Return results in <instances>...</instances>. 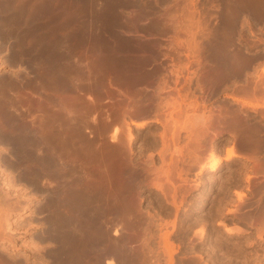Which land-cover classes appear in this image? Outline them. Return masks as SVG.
Segmentation results:
<instances>
[{
  "label": "bare ground",
  "instance_id": "1",
  "mask_svg": "<svg viewBox=\"0 0 264 264\" xmlns=\"http://www.w3.org/2000/svg\"><path fill=\"white\" fill-rule=\"evenodd\" d=\"M163 1L165 0H0L2 12V17L0 18L5 21L0 25V33L10 44H16V47H18L16 50L14 48L17 55L16 57L23 61V63L25 61L24 59H26L28 62L27 64L32 68L30 69L32 71L26 72L27 75H25L28 76V78L26 80L24 77L26 80L23 79L24 82L22 80L19 81V79L17 80L12 74L10 76H0V133L10 141L11 147H18L19 151L17 152L21 160L35 164L36 176H40L41 171L42 175L43 172L51 175V194L49 199L51 205V227L56 230L54 232L55 235L56 232H58L56 235L58 237V242H56L57 240L54 237L56 244L58 243V246L56 245L58 248L54 255H52V259L55 257L56 264H64V262L65 264H98L100 258L99 254L101 253L99 252L98 254L97 252L98 246L107 239V235L106 237L104 236L107 234L106 230L100 227L103 226L100 225V222L102 223L103 220L104 222L110 221L111 216L115 218L114 215H117L116 218H118V216H123L125 218L138 212L134 201L135 199L131 198V196L135 188V181L139 178L147 177V171L144 169L145 167L141 165L140 167L143 168H138V166L134 168L137 162L135 165H132V160L127 158L128 152L126 153V150L121 148V144H118L119 142L121 143V137L118 136L124 133H122V131L125 127L130 128V122L126 121V116L135 115L136 117H141V114H150V108H159L160 103H156V101L159 96L160 87L155 88L151 92L146 90V85H148L152 77L157 75L160 60L162 56L166 54L158 37L160 34H163L167 28L165 23H158V20H156L157 23H148V18H150L154 10L158 11L164 8L166 10L164 5V8L161 6ZM220 1L219 16L221 18H219L220 23L218 26H212L210 25L211 23H204L205 19H200L204 17L202 15L200 18L197 17L196 21H194L196 23V27L194 26L196 29H193L194 32H192V47H194L198 55L197 58L195 57L198 62V67L194 69L197 91L202 90L203 93V90H206V87L210 84L225 92L232 82L243 80L232 87V89H234L237 88L236 86H240V88H238V94L240 96L230 94L228 95L229 98L236 101H239V97L243 96H250L254 99L261 97L264 99V92H262L264 86H260L258 83L253 84L248 78L250 74L254 73L250 71L251 69L259 68L258 65L255 64L257 60L255 54L256 47L254 51H252L253 46H255L253 39L244 32L242 27L238 29V33L236 32L237 25L242 23L245 16H247V20L249 19L254 23L256 22L257 25H259V21H264V0ZM12 6H14L13 9H11ZM32 6L34 12L30 14L27 12L28 18L25 17L27 18V22L22 24L23 19L21 20V18L23 15L26 16V14H24L25 10L23 11V9H29V7ZM94 10V16L99 23H95L96 27L93 25L96 28L94 33L95 37H93L94 40H92V43L94 41L93 49L90 50V52L87 51L82 54L86 57L87 54L90 53L91 60L82 63L81 59L85 58L80 57V52L78 53L80 55L75 54L77 50L76 46H78L77 44L82 43V41H79V43L78 40H76L77 44L73 45V47L70 45L74 50L76 49L74 51L71 48L72 51L68 49L70 48L68 46L69 44L66 43L67 47L63 40L66 38L71 39V37L73 39L76 36L81 37L78 36L83 33H79L81 27H79L80 23L75 25L74 22L80 21L79 17L81 18L83 13H91V11ZM158 12H156L157 14L155 13L156 16L153 14L155 19H159L156 17L164 15V13L163 15H159ZM209 13H207V16H210ZM153 15L152 17H154ZM10 16H14L19 22L21 20L22 23H9ZM49 16L52 18L51 21L54 20L53 22H55V20L60 21V19L62 21L61 23H49L51 21L48 19V23H43L41 19ZM210 17H212V13ZM38 19L39 21L41 20L42 23H39V21L35 22V20L37 21ZM155 19H153V22ZM209 19L211 20V18H208V20ZM201 20L204 21L202 22ZM45 21L47 22V20ZM73 23L75 26L73 25L74 27L71 29V24ZM85 24L86 22L84 26L87 27ZM136 26L140 27L141 30L143 29L142 31H144L147 36L152 35V37L149 38L144 37L146 35L143 36V34L135 35L132 33ZM67 27L70 28V33L66 32L68 31ZM61 28L66 30L64 31L66 34H64L63 31V34L60 32ZM87 28H89V26ZM82 30L85 29L82 28L81 31ZM86 32L92 33L91 30H87ZM236 33L237 35H235ZM85 35H87V33ZM83 37L85 38V36ZM90 37L87 38L89 41L91 40ZM84 40L88 41L86 39ZM67 41L68 40H66V42ZM85 49L87 50L88 46L87 48L85 47ZM207 66L210 67V70L205 69ZM208 70L209 76L207 77L206 73ZM93 71H96L95 74L97 78L95 79L93 76L95 81L92 79L93 77L91 78L90 76L93 74ZM11 72L15 73L14 71ZM30 73H32V76ZM89 77L94 82H90L92 80L87 81ZM106 80L114 83L113 88L120 97L124 95L123 91L128 89L131 94L139 92L138 100L141 101L140 108L137 113H135L133 111V97L131 98L132 101L130 98L128 100L119 98L117 100V110L114 118L112 117V113L107 108H104L103 111L105 116L103 119H105L106 122L105 126L109 127L110 124H114L111 142L114 143V145L117 143L110 149L102 146L104 144L100 142H93L95 138L94 130L96 128L92 125L98 124L99 120L97 112L92 114L97 104L94 96L89 93L92 90L98 94H105L107 92L104 88ZM80 83L85 84L84 97L85 100H88L90 103L89 106H83V118L81 119L82 124H80L81 128L79 130L77 129L81 136L85 135L82 140L78 137V134L72 135L73 133H70L71 131H68L70 134L66 137L64 134L65 130H62L64 127L63 124L60 122V124L56 125L55 118L56 116L60 118L64 116L63 111L58 110L57 113L53 114L52 125L51 128L48 129L45 123L42 125L40 122L23 120L19 116L20 113L16 112L19 111V108L12 103L13 100L17 98L16 96L18 94V97L20 96V89L26 85L30 87L33 86L36 90L33 89L37 91V93H41L43 98L48 94L47 90L50 91V89H52V91H60L67 89L68 91H73L74 87L78 89ZM204 92L206 93V91ZM207 94L211 95L212 93ZM42 101V105H46V100ZM175 101L178 103L179 100L176 99ZM193 102L192 116L189 115V118L184 121H180L179 118L175 117L173 120L174 123L172 124V127L180 124L181 128H188L189 134L191 135L189 137L190 143L195 142V144L200 147L199 143L201 140L208 139L211 133L215 138L219 136L220 132L226 130L230 131L233 137V143L227 149L228 159L235 160L246 158L252 160L255 158L249 155L250 153L241 152L239 150L240 146L252 150L254 154L264 149V122H262L264 118L263 120L261 118L253 121L247 109H244L242 106L231 108L229 105L223 103L218 106L217 111L212 109V106L207 107L203 105L204 102H202L203 104L201 105L203 109L199 112L197 111L199 107L197 100L195 99ZM172 104H174V107L176 106L175 102ZM57 105H61L60 101ZM70 113L71 111L68 112V114ZM120 114L122 118H120ZM179 114H183L182 110H180ZM143 119L136 120L135 125L141 127L148 122ZM87 133L88 135H86ZM129 134L130 140H132L134 135L131 133L130 129ZM79 139L81 140V144L76 147ZM190 149L188 150L192 151V147ZM211 152L213 155L214 149H212ZM194 155L192 156L194 157ZM221 160L220 157H215L214 160L208 164L207 168L211 171L216 170ZM163 163L164 162H162V164ZM31 167L33 166L31 165ZM164 167H166V165ZM170 170L171 169L168 167L162 168L155 177L156 179H153L154 182L152 180L153 185L155 184L157 189L161 190L163 194H166L164 196L170 193H167L168 184L172 186V189L174 188V191L175 189L177 191V183L175 182V184L174 181L170 179ZM116 180L120 182L123 181V185L118 184L117 193L113 192L115 189L114 182ZM119 185H121V187ZM178 188L180 187L178 186ZM168 191H170V187ZM176 191L173 194L171 193L173 203H176ZM236 194L240 199H243V194L240 191H237ZM258 200L260 203L258 205L259 208L257 206V210L252 208L249 210L253 213L252 218L255 219V217H257V220L262 221L256 228L258 237L261 238L264 235L263 190ZM24 208L26 207L23 206L22 210ZM12 212L13 207L0 206V241L4 240V237L6 238L8 232H15V228L12 229L13 222L10 220L9 216ZM128 219H130L129 221L132 220L131 218ZM112 220L113 219H111V221ZM129 221H125L126 224ZM133 222L131 221V224L134 227L136 223L134 224ZM118 230V228L115 229V235L121 232ZM225 230L231 234L242 232L240 227L235 229L226 225ZM129 233L130 232H128V234ZM4 234L7 235L4 236ZM128 234L127 236L129 237L126 236L127 238L122 239V245H118L117 241V243H115L116 245L109 246L110 243L115 241L113 240V242H111L109 240V245L107 244L109 247L106 249L110 256L108 255L109 258L106 263L115 264V262H117V260H115L116 255L117 257L119 256L118 258L126 261V264L138 263V257H134L132 253V255L128 253L127 249L124 247L127 246L125 244H128L127 242L129 240L132 241L133 238H130L131 233ZM122 236L124 237V235ZM165 237L166 239L164 240L167 242L166 245L171 249V243L168 242V237ZM108 239H110L109 236ZM129 243L131 242L129 241ZM3 247L1 248L0 246V264H32L25 255L17 256V254H4L3 251H5L4 249L6 248ZM170 255H172V251ZM34 264L41 263L35 261Z\"/></svg>",
  "mask_w": 264,
  "mask_h": 264
},
{
  "label": "rangeland",
  "instance_id": "2",
  "mask_svg": "<svg viewBox=\"0 0 264 264\" xmlns=\"http://www.w3.org/2000/svg\"><path fill=\"white\" fill-rule=\"evenodd\" d=\"M163 3L161 6L163 8L165 6L166 10L165 8L158 10L160 12L154 10L153 14L158 12L159 15L160 14L163 15V13L164 15L163 16L160 15L156 17L159 19H155L157 13L155 14V16L152 14L154 17L150 15L151 19L148 18L149 20L148 23H155V22L157 23L156 20H158V23L166 24V28H167L166 31L163 34H160L158 37L162 45L166 46V48H164V51L166 52L165 56L169 54L178 55L179 52L185 53V55H181L179 53L180 59L182 61H185L184 65L182 66V69H186V70L189 69L188 66L189 58H192L193 60L192 68L196 69L198 67L197 65L198 62L195 59V57L197 58L198 55H197V51H195L194 47H192L193 45L192 32H194L193 29L194 30L196 29L195 28L196 23L194 21H196L197 17L200 18L202 15L204 17H201L200 19L204 18L205 19L204 23H209V24L211 23L210 25L212 26L213 25L218 26V24L220 23L219 18H221L219 16V12H220L219 7L221 6L220 5L221 1L220 0L219 1L218 0H165L163 1ZM13 7L14 6H12V9ZM23 11L24 14H26V16L23 15V17L21 18V20L23 19L22 20L23 23L21 22V20L19 22L18 19H15L14 16H10L9 23L12 22L22 23V24L26 23L27 22L26 19L28 18L27 12H29L28 14L34 12V8L32 6L29 7V9H23ZM87 13L86 12L85 14L83 13L84 15L81 13L82 19L79 17L80 21L74 22L75 25L76 24L78 25V23H80L79 27L80 26L81 27L79 33L83 32L82 34L84 35L80 34L78 36H81L82 38L76 36L73 39L71 37V39L66 38L65 40H63L66 46H67L66 43L69 44L68 46L70 48L68 49L70 50L73 49L72 48L73 45L77 44L76 40H78V42L82 41V43L79 42L80 44H77L78 46H76L77 49V50L75 49L76 51L73 49L75 51V54H78L80 52L81 55L80 54L78 55L86 59L85 60L82 58L83 59V60L81 59L82 63L91 60L90 53H88L86 57L83 56L82 54L86 53L87 51L90 52V50L93 49L92 47L94 41L92 43V40H94L93 37H95L94 36L95 35L94 33L96 31L95 23H99L97 21V18H95L94 16L95 10L91 11V13L90 12ZM207 13H209L210 16L212 13V17L207 16L208 15ZM0 17H2L1 10H0ZM245 17L242 23L237 25L236 32L238 33V29L242 27L244 32L250 35V37L253 39L255 45L256 41L254 39L258 37L260 38L264 37V28H262L263 30L259 28V25L261 26L264 24V21L263 22L259 21L258 23L259 25H257L256 22L254 23L249 19L247 20V16ZM208 18H211V20L210 19L208 20ZM48 19L51 21L52 18H50L49 16L42 18L41 20L43 21V23H48L49 22ZM153 19H155L154 22ZM41 20L39 21L38 19L37 21L35 20V22L39 21V23H42ZM45 20H47V22ZM53 21L54 20H52L49 23H61L62 20L60 19V21L59 20H55V22ZM201 21L203 22L204 20ZM4 22L5 21H3V19L0 18V23H4ZM85 22H86L85 25H87V27L89 26V28L84 26ZM74 23L71 24L72 26V27L70 26L71 29L75 26ZM137 27L138 26L134 28V32L132 33H134L135 35H141V34H143V36L146 35L144 37H149V38L152 37V35L147 36V34H145L144 31H142L143 29L141 30L140 27L138 28ZM67 28L68 31H66L63 28L59 30L61 33L62 31L63 33L64 31L70 33L71 31L70 28L69 27ZM82 28L85 30L81 31ZM87 30L89 31L91 30L92 33L86 32ZM66 32L64 34H66ZM86 33L87 35H85ZM237 33L235 35H237ZM89 35L92 37H90ZM83 36H85V38ZM89 37L91 39L90 40L91 42L89 41V39H87ZM84 39L88 41H85ZM66 40L68 41L66 42ZM87 46L88 49L86 50L85 47L87 48ZM14 48L16 50V48L18 47H16L15 43L14 44L11 43L9 49L15 52ZM254 49L255 46H253L252 51H254ZM194 53L196 54V56ZM5 63L7 62L2 60L0 61V71L6 70L8 67L12 68L15 66L14 64H12V62H10L8 66ZM27 63L28 62L26 60L24 61V63L23 61L21 62V65H25L22 71L30 69V66ZM209 68L210 67L207 66V68L205 69L207 70ZM209 70L207 71L208 74L206 73L207 77L209 76ZM250 71L254 72L253 74H250V76L248 77L250 82L253 84L258 83L260 86H264V68L262 70L259 68H254L251 69ZM92 73L93 74L90 75L91 78L94 76L96 79L97 78L95 74L96 71H93ZM94 77L92 79L95 81ZM27 78L28 76L25 77L26 80ZM92 79H90L89 77L87 78V81H90ZM93 80L90 82H94ZM242 81L243 80H239L232 83L230 81L231 85L228 86V89L225 92L219 88L214 87L213 85L208 84L205 91L206 93L207 92L212 93L211 94V98L213 99V102L211 103L212 109L218 111V106L222 103L229 105L231 108H238L242 106L244 109H247L249 111L253 121L257 119L259 120L261 118L263 120L264 118L263 98L257 97V99L256 98L254 99L253 97L251 98L250 96L247 97L243 96V97H239L240 98L239 101H236L228 97V95L230 94L239 95L238 88H240V86H236L237 88L234 89H232V87L233 85L238 84ZM113 86H114L113 82H109L108 80H106L104 84V88L107 92L105 94H98L97 92L94 91L89 92L91 93L92 96H94V99L97 104V107L95 108V111L92 112V114L97 112L98 120H99L98 124L92 125L93 127L95 126L96 128L94 130L95 138L93 142L94 143L100 142L104 144L102 146H105L106 148L109 149L113 148V146H115L117 143L114 145V143L111 142V138L113 136L112 132H113L114 124L113 123L110 124L109 127L105 126L106 122L105 119H103L105 116V113L103 111L104 108H107L112 113V117L114 118L117 110L116 109L117 100L119 98H124L125 100H128L130 97L131 98L133 97L134 99L133 111L135 113H137L141 103V101L138 100L139 92H134L131 94L130 90L125 89L123 91L124 95L120 97L117 94L116 90L113 88ZM262 92H264V88H262ZM203 93H205L204 90ZM71 99L72 98L70 97L69 110H71V106L72 104H74L71 103ZM196 100L199 104L197 111L201 112L203 106L200 104L199 98ZM182 101H185V99H183ZM89 105H90L89 101L85 100L84 106H89ZM178 106L180 108L182 106V108L175 113L172 112L170 113L169 116L170 119L167 120L166 127L161 130L158 129L157 124L151 122H146L141 127H137L135 125L136 120L138 121V119L142 120L144 118L145 121L146 120L148 121L151 118L157 117V115L153 116L150 113L148 115L141 114V117H136L135 115L126 116L127 119L126 121L130 122V128L127 127H125L126 129L124 128L125 131L124 130L122 131V133L123 132L124 133L118 136L121 137L120 138L121 143L119 142L118 144H121V148H124L126 150V153L128 152L127 158L128 159L130 158L132 160V165H135L137 162L135 167L133 166L134 168H137V166L139 168L141 165L145 167L144 169H146V171L149 173L146 172L147 177L139 178L135 181L136 183L134 182L135 188L133 189L134 191L132 193L133 197L130 195L131 198L135 199L134 201L136 203L138 212L131 214L132 217L130 215V217L127 216L124 218L123 216L122 217L118 216V218H116L117 215H114L115 218L113 216H111L112 218L110 217V221L111 219H113L111 222L110 221L104 222V220L102 221V223L100 222V225H103L100 227H102V229L105 228L104 230H106L107 234H105L104 236L106 237L107 235L106 241L108 243L105 241L104 243L106 245L102 243L98 246L99 247L97 249L98 254L99 252H101L99 254L100 258L98 260V264H109L106 262L110 254L106 248L112 245H116L115 243H117V241H118V245L119 244L122 245L121 243L122 239L129 237L127 236L128 232L131 233V234L129 233L131 235L130 238L132 237L133 238L132 241L129 240L131 243H129L128 241L127 242L128 244H125L127 246L124 247L125 249H127L128 253L130 254L132 253L134 257H138L137 264H141V263L142 264H264V235L261 238L258 237V233L256 229L257 226L260 225L262 221L257 220V217H255V219L252 218L253 213L252 211L249 210L250 208L254 210L255 209L257 210L259 208L258 205L260 203L258 198L260 197L262 190L264 191V167H263L264 149L259 150L256 152V154H254L252 150L240 146L239 150L241 152L244 153L246 152L247 154L250 153L249 155L255 158L253 159L251 158L252 160L246 158L235 159V160L228 159L227 149L232 145L233 137L231 132L226 130L220 132L219 136L215 138L211 133L208 139L201 140L200 142L201 144L199 143L200 147L197 146L195 142L190 143L189 137L191 135L189 134L190 132L187 127L181 128L180 124L173 127L171 126V124L174 123L173 120L175 117L179 118L180 121L181 120L184 121L189 118V113H188L189 109L187 108V104L186 107L184 106L183 103L182 105L180 104ZM178 106H176L175 108H178ZM180 110H182L183 114H179ZM120 118H122V115ZM129 129L131 133L134 135L133 136L134 138L132 140H130ZM86 135H88V133ZM184 135L185 137H183ZM84 136H81L79 132L78 137L81 140ZM80 139L77 141L78 145L76 144V147H78L81 144ZM188 140L189 143L192 145L188 143ZM187 143L189 144V146ZM178 146L180 150L182 149L181 151L178 149ZM191 147H192V151H190ZM187 148L190 150H188ZM212 149H214V154H213L214 156L212 155L211 152ZM192 155H194V157ZM215 157H220L222 160L219 166L217 167V169L211 171L207 168V166L208 164H210V162L214 160ZM162 162L164 163L162 164ZM167 163L170 164L171 166L168 165ZM164 164L166 165V167H164L165 166ZM161 167L162 168L168 167L169 169H171L170 179L173 180L174 183L175 182L177 183V191L175 189L176 191L175 194L177 195V196L175 195L176 203L172 202L173 199L171 195L175 192L174 188L172 189V186H169L168 184V189L170 187V191H168L167 188L166 189H167V193L168 192L170 193H168L167 196H164L166 194L165 193L163 194V192L157 189L156 185L154 184L155 185L154 186L152 183V180L156 179L155 177L157 176L158 172H160V170L162 169ZM122 182L123 181L120 182L118 180L114 182L115 191L113 190V192L117 193L118 184L123 185ZM121 185L119 186L121 187ZM178 186L180 188H178ZM237 191H240L243 194V199H240L238 197V195L236 194ZM257 206L258 208H256ZM126 218L128 221L130 220L128 218H131L132 222L134 220L133 223L134 224L136 223V225L133 227L131 221H129L130 223L128 222L129 224L128 223L126 224L125 222L127 221ZM11 219L12 218H10V220ZM225 225L235 229L237 227H240L242 232L233 233V234L228 233L225 230ZM13 228L19 229L18 225L16 224H12V229ZM116 228L119 229L118 231H121L119 232L121 237L119 234L118 235L114 234ZM52 231L54 233L56 230L52 228ZM57 233L58 232H56V235ZM7 234H4V236L7 235L6 238L4 237L5 241L4 240L0 241V246L1 247L4 246L3 248H6L4 249L5 251H3L4 254H8V255L17 254V256H19L20 255L19 252H24L26 254H21V255L22 256L25 255L26 257H28L29 260H31V257L28 255V253H30L29 248L28 245H26V244L29 245L31 244V242L26 240L27 238H29V235L28 234L20 235L17 234L16 232L14 233L8 232ZM56 235L54 233L52 236V252L54 251L53 255L58 248L56 247V245L58 246V243L56 244V242H58L57 240L58 237ZM122 235H124V237ZM108 236L110 239H108ZM165 236L168 237L167 240L169 239L168 242L171 243L169 244L172 250L167 247L166 245L167 242L166 240H164L166 239ZM54 237L57 241L54 240ZM109 240L111 242L115 240L116 242L114 241L113 242L114 244L110 243L109 245ZM19 245L26 248L27 250H24L23 248H18ZM128 248L130 249V251ZM171 251H172V255H170ZM118 257L117 255L115 256V260H117L115 264H123V263L126 264L125 263L126 261H123ZM53 263L56 264L55 257L52 259V264Z\"/></svg>",
  "mask_w": 264,
  "mask_h": 264
},
{
  "label": "flooded vegetation",
  "instance_id": "3",
  "mask_svg": "<svg viewBox=\"0 0 264 264\" xmlns=\"http://www.w3.org/2000/svg\"><path fill=\"white\" fill-rule=\"evenodd\" d=\"M259 27L261 29L264 28V24L261 26L259 25ZM0 37V61H6L7 63L5 64L7 66L10 62L15 65L12 68L8 67L6 70L0 71V76H10L12 74L17 80L23 81L24 77H26L25 72L32 71L30 70L32 68L22 71L25 65H21L22 61L16 57V52L14 53L9 49L10 42L6 41V38L2 36L1 33ZM254 40L257 41L255 44V54L257 57L255 64L262 70L264 68V37H259ZM163 47L166 48L164 45ZM179 53L185 55V53ZM179 53L178 55L169 54L167 56H162L157 75L152 77L148 85H146V90L151 92L155 88L160 87L159 96L156 101V103H160L159 108H150L152 115H157V117L148 120V122L157 124L160 130L166 127L165 123L170 119V113H175L179 110L180 107L175 108L178 103L182 104L183 102L185 107L187 104V108L189 109L188 113L192 115L193 100L199 98L200 104L204 102L203 105L207 107H211V103L213 102L211 95L207 94L208 92L203 94L202 90L197 91L196 74L194 71L195 68H192V58H189V69H182L185 61L180 59ZM30 74L32 76V73ZM90 87L93 88L92 86ZM33 88V86H23L22 89H20V96L18 97V94L16 96L17 98L12 102L19 108V111H16L20 113L19 116L25 121L40 122L42 125L45 123L47 124L46 127L48 126L49 129L52 125L53 114L61 110L64 116L61 118L56 116V125L60 124V122L63 124L64 127L62 130L66 131V133L64 131L66 137L70 133H73L72 135H79L77 129L79 130L81 128L80 124H82L81 119L83 118L82 107L85 101V84L80 83L78 89L74 87L73 91H68L66 89L60 91L53 90V92L52 89H50V91L47 90L48 94L43 98L42 94L37 93V91H35L36 89L34 88V90ZM70 97L72 98L71 103L75 104H72L71 110H69ZM176 99L179 100L178 103L175 101ZM183 99H185V101H182ZM42 100H46V105H42ZM59 101L61 103L60 106L57 105ZM171 102H175L176 106L174 107V104ZM69 111H71L70 114H68ZM68 131L71 132L69 133ZM183 137H185V135ZM17 149L18 147H11L10 141L0 133V206L13 207V212L9 216L12 218L11 221L13 224H17L19 227V229L13 228L14 231L20 235H29V238L26 240L31 242V244L26 245H28L29 248L30 253H28V255L31 257V263L34 264L35 261H39L41 264H52L53 231L51 232V205L49 201L51 194V175L45 174V172H43L42 175L41 171V175L36 176L35 164L21 160L17 152L19 149ZM31 165L33 167H31ZM23 206L26 208L22 210ZM18 248L27 250L21 245H19ZM19 254L26 253L19 252ZM42 259H44V261Z\"/></svg>",
  "mask_w": 264,
  "mask_h": 264
}]
</instances>
